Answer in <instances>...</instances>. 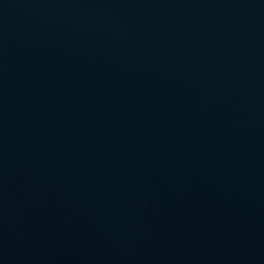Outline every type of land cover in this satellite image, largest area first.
Instances as JSON below:
<instances>
[{
	"label": "water",
	"instance_id": "obj_1",
	"mask_svg": "<svg viewBox=\"0 0 264 264\" xmlns=\"http://www.w3.org/2000/svg\"><path fill=\"white\" fill-rule=\"evenodd\" d=\"M0 264H264V0H0Z\"/></svg>",
	"mask_w": 264,
	"mask_h": 264
}]
</instances>
